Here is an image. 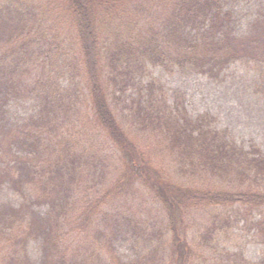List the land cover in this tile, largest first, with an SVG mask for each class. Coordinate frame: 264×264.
<instances>
[{
    "label": "trees",
    "instance_id": "obj_1",
    "mask_svg": "<svg viewBox=\"0 0 264 264\" xmlns=\"http://www.w3.org/2000/svg\"><path fill=\"white\" fill-rule=\"evenodd\" d=\"M61 2L94 125L108 133L127 156L129 169L150 190L159 215L143 220L123 214L124 206L114 204L117 194L111 192V200L103 195L91 202L96 203L83 205L89 200L86 179L96 158L91 157V163L89 150L80 151L75 139L67 135L71 123L66 125L60 119L62 111L52 113L45 105L22 130L0 126V181L10 183L24 200L18 207H0V264H35L26 250L32 238L41 240L40 264L208 262L209 241L235 217L219 212L211 224L199 225L197 213L213 205L220 210L233 205L251 210L264 207V152L229 140L224 131L210 126L209 115L192 119L183 106L182 111L176 106L169 111L164 107L146 109L143 117L151 126L148 132L156 137L151 150L158 160L168 158L177 171L203 179L212 176L233 188L183 186L166 177L150 159L133 161L135 144L119 123L110 96L118 83L126 85L149 65L218 76L237 60L264 64V8L249 32L238 35L232 13L223 8L222 0ZM40 34L42 38V26L41 33L37 29V36ZM18 36H8L7 42ZM9 86L13 88L11 78L0 75L1 113ZM148 100L150 104L152 98ZM81 111L77 110L83 115ZM18 144L30 149L19 153L14 150ZM44 204L48 211L37 215L33 206ZM143 223L146 225L141 227ZM253 224L263 228L264 217ZM124 225L141 227L151 243L147 252L130 262H123L114 248ZM231 261L228 257L219 264Z\"/></svg>",
    "mask_w": 264,
    "mask_h": 264
},
{
    "label": "rangeland",
    "instance_id": "obj_2",
    "mask_svg": "<svg viewBox=\"0 0 264 264\" xmlns=\"http://www.w3.org/2000/svg\"><path fill=\"white\" fill-rule=\"evenodd\" d=\"M222 3L225 10L231 11L234 32L238 35L249 32L264 8V0H222ZM63 8L60 0H0V75L11 78L13 83L0 112V126L5 130H22L29 126L31 118L42 113L45 105L52 113L62 111L60 119L66 120V125L71 123L67 135L75 139L80 151L89 150L91 163V157L96 158L86 179L89 200L86 198L88 201L83 205L94 204L96 202H91L103 195H108L106 200H111V192L117 194L114 204L124 206L123 214H135L143 220H149L150 216L156 218L159 206L150 190L136 179V173L127 165V156L109 134L94 125V114L88 108L90 99L76 65L68 35L67 13ZM41 26L42 38L41 34L37 36ZM14 34L19 35L18 40L7 42V37ZM149 84H152L150 89ZM112 92L110 100L116 117L135 144L133 161L139 159L138 162H142L140 157L150 159L166 177L180 181L185 184L183 186L233 188L231 184L215 181L212 176L203 179L188 171H177L168 158L158 160L151 150L156 137L148 132L151 126L143 117L146 109L164 107L169 111L176 106L182 111L183 106L185 114L192 119L209 115L210 126L224 131L229 140L246 149L255 146L264 152L263 63L237 60L218 76L149 65L144 72L126 81V85L118 83ZM79 108L83 115L77 112ZM17 146L14 150L19 153L30 149L26 145ZM131 181L134 184L127 186ZM23 201L10 183L0 181V207H18ZM220 208L204 207L196 215L199 225L211 224L219 212L223 215L232 213L235 217L225 230L214 233L207 247L211 259L200 264H219L228 257L233 260L230 264L264 262V227L253 224L264 217V207L252 210L240 205ZM33 210L43 216L48 205H34ZM145 225L143 223L141 227ZM141 227L124 225L115 239V253L123 262H130L150 249L151 243ZM26 250L31 261L40 264L41 240L30 239Z\"/></svg>",
    "mask_w": 264,
    "mask_h": 264
}]
</instances>
